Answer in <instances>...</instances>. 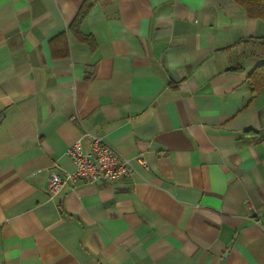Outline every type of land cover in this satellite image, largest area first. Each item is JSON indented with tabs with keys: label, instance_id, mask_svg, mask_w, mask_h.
Here are the masks:
<instances>
[{
	"label": "crops",
	"instance_id": "obj_1",
	"mask_svg": "<svg viewBox=\"0 0 264 264\" xmlns=\"http://www.w3.org/2000/svg\"><path fill=\"white\" fill-rule=\"evenodd\" d=\"M262 37L233 0H0V264H264ZM93 137L131 173L48 194Z\"/></svg>",
	"mask_w": 264,
	"mask_h": 264
},
{
	"label": "built area",
	"instance_id": "obj_2",
	"mask_svg": "<svg viewBox=\"0 0 264 264\" xmlns=\"http://www.w3.org/2000/svg\"><path fill=\"white\" fill-rule=\"evenodd\" d=\"M90 146L89 151H83L80 142H76L67 148L66 154L73 161L74 168L71 171L60 169L50 172L48 194L58 193L64 185L76 179L96 184L119 180L131 173L129 161L99 137H93ZM139 159L144 162L141 157Z\"/></svg>",
	"mask_w": 264,
	"mask_h": 264
},
{
	"label": "trees",
	"instance_id": "obj_3",
	"mask_svg": "<svg viewBox=\"0 0 264 264\" xmlns=\"http://www.w3.org/2000/svg\"><path fill=\"white\" fill-rule=\"evenodd\" d=\"M241 6L251 18L264 22V0H233ZM262 48H264V37H262ZM249 84L254 92L264 87V63L256 66L248 76Z\"/></svg>",
	"mask_w": 264,
	"mask_h": 264
}]
</instances>
